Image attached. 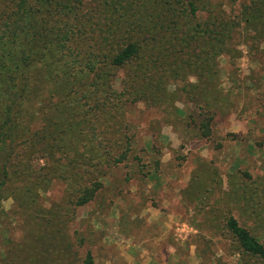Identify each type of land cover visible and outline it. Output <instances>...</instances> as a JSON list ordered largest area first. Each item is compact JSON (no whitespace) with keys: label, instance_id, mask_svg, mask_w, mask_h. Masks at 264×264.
Returning <instances> with one entry per match:
<instances>
[{"label":"rangeland","instance_id":"1","mask_svg":"<svg viewBox=\"0 0 264 264\" xmlns=\"http://www.w3.org/2000/svg\"><path fill=\"white\" fill-rule=\"evenodd\" d=\"M87 1L88 34L37 49L39 95L0 107L22 135L0 151V264H264L225 227L264 245V0H196L189 22L175 0L181 32L153 12L165 0ZM135 25L142 59L92 77Z\"/></svg>","mask_w":264,"mask_h":264},{"label":"trees","instance_id":"2","mask_svg":"<svg viewBox=\"0 0 264 264\" xmlns=\"http://www.w3.org/2000/svg\"><path fill=\"white\" fill-rule=\"evenodd\" d=\"M1 2L0 43H7L8 45L7 47L0 46V66L5 67V69L0 70V107H4L5 112H7L15 105H23L28 108L31 98L34 100L36 94L39 95L40 93L35 90L36 93H33V89L37 86H35L36 84L31 85V79L33 82L38 75L33 77L30 74L34 62L40 60L43 55L37 49L39 47L45 49L47 43H55L56 47L61 51L66 47L71 49L72 45H75L78 41L77 37L88 34V24L90 26L91 16L88 15L89 12L86 8L87 0H72L70 4L65 6L61 4V0H2ZM195 2L196 0H194V3L189 2L185 6L184 10L187 11L189 9L191 14V16L187 14L186 21L188 22L191 19L199 18ZM165 4L167 6L165 12L162 13L157 10L153 12L161 15V25L163 27L165 26L167 29L175 28L178 32H181L177 23V11L175 10L178 4L177 1L165 0ZM114 10L118 11L117 8H114ZM100 11L102 10L99 9L98 13ZM103 11V13L99 14L105 15L106 12L108 13L107 9H103ZM96 12L97 9L94 10V13ZM150 24L154 28L157 27V24H154L153 21H150ZM141 34L140 26L135 25L132 35L124 41V46L108 52L104 57L107 64L99 67V71L95 72L92 77L103 76L107 72L106 69L124 68L132 65L135 61H140L145 51L139 42ZM18 37L22 41V48L19 50L15 46ZM189 41L185 36L177 38L174 42H177V45L175 44L168 50L167 58L171 62L180 63L181 58L186 53L184 49L188 46ZM213 41L222 43L217 37ZM183 43H186L187 46L183 47ZM155 51L151 49L148 52L151 53L150 57H154V60H159L158 57L154 56L153 52ZM36 57L37 59L35 60ZM76 57L79 61L76 60L74 63L82 62L83 65L86 64V68L88 67L92 71L96 64L95 61L91 60L93 58L92 54L78 51L76 52ZM163 69L168 72L169 64H165ZM144 72H140L138 78ZM157 73L160 74L159 71ZM39 79L45 82L47 78L46 75H42ZM69 93L56 88L55 95L60 97L59 102L62 104L70 99ZM2 118L0 119V151L3 146H8L9 148L11 143L17 142L22 138L18 129H15L14 122L11 121L9 123L7 119ZM1 153L3 154V152ZM0 170L5 172V166L1 161ZM4 184V180L0 182V186ZM225 227L243 254L257 259H264V245L246 229L239 226L234 218L227 219ZM82 264H93V261L87 256Z\"/></svg>","mask_w":264,"mask_h":264}]
</instances>
